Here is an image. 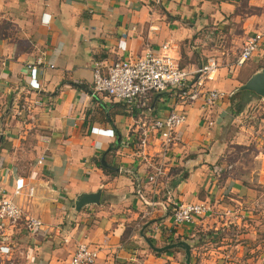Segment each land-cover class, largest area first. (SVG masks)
Returning <instances> with one entry per match:
<instances>
[{
    "label": "crops",
    "instance_id": "crops-1",
    "mask_svg": "<svg viewBox=\"0 0 264 264\" xmlns=\"http://www.w3.org/2000/svg\"><path fill=\"white\" fill-rule=\"evenodd\" d=\"M263 28L264 0H0V187L12 196L15 179L32 184V196L13 198L42 221L0 232V264H72L80 243L98 250L94 264H264V236L247 220L253 184L264 186V139L250 141V172L237 159L227 164L228 123L238 113L230 97L264 69V41L241 67L228 52ZM164 43L185 69L217 53L219 70L204 90L224 96L208 107L206 94L185 102L174 90L154 92L144 110L90 96L95 61L135 60ZM170 112L186 114L177 140L165 148L155 135L142 145V124ZM158 162L165 175L151 182ZM96 191L98 203L74 207L78 194ZM200 200L207 213L173 225L175 203ZM147 239L188 242L190 263L183 248L155 250Z\"/></svg>",
    "mask_w": 264,
    "mask_h": 264
},
{
    "label": "built area",
    "instance_id": "built-area-1",
    "mask_svg": "<svg viewBox=\"0 0 264 264\" xmlns=\"http://www.w3.org/2000/svg\"><path fill=\"white\" fill-rule=\"evenodd\" d=\"M264 41V28L253 36H248L238 54L235 65L241 67L260 48ZM172 48L168 44H162L159 51L151 47L146 48L145 54L135 60L119 58L105 65L101 61L93 63L91 97L99 96L110 100H117L127 105H136L137 109L144 110L148 107L149 96L154 92L177 91L178 98L189 102L203 95L204 104L212 106L220 97L224 96L219 91H205V82L212 81L219 70V62L215 58H207L206 62L192 69L180 68L171 55ZM40 64V63H39ZM29 86L39 91L41 89L37 81L39 70L36 65L28 66ZM20 114V112H19ZM186 121L183 112H170L167 115L156 116L142 124L141 144L145 145L150 137L160 136L165 148H169L178 138L177 129ZM93 132L99 131L92 127ZM43 156L38 160H43ZM153 169L148 173L149 181L153 182L165 175L163 163L152 165ZM23 177L15 179L12 196L0 187V232L6 226H14L23 219L26 229H38L42 221L32 214H24L22 207L13 197L20 196L23 191L27 196L34 194V186L26 183ZM25 188V190H23ZM150 206L155 201H149ZM209 211L204 201H192L175 203L170 218L174 226L191 224L196 217ZM7 252V251H6ZM98 257V250L86 243L77 244L72 255V264H94Z\"/></svg>",
    "mask_w": 264,
    "mask_h": 264
},
{
    "label": "rangeland",
    "instance_id": "rangeland-1",
    "mask_svg": "<svg viewBox=\"0 0 264 264\" xmlns=\"http://www.w3.org/2000/svg\"><path fill=\"white\" fill-rule=\"evenodd\" d=\"M231 46L233 49L228 52L229 60L235 59L240 53L238 47H235V43H232ZM216 54L217 53H212V56L209 58L218 60ZM251 98L252 99L245 105L244 109L233 116L227 128L228 143L232 142V148L228 149L229 157H227V164H231L234 162V159H237V165L243 172L247 171V173L248 169L249 172L252 170L253 164H251V156L254 155L257 150L250 141L257 140L259 144V142L264 139V97H258L257 95ZM235 140L241 142L237 144ZM253 185L256 187V193L253 200L254 203L250 208L251 212L247 215V220L249 219L248 228L257 230L260 237L264 236V186L256 184V182H254ZM252 213L254 216H252ZM253 222L254 224H252ZM229 225H232V223L229 222L227 227Z\"/></svg>",
    "mask_w": 264,
    "mask_h": 264
},
{
    "label": "water",
    "instance_id": "water-1",
    "mask_svg": "<svg viewBox=\"0 0 264 264\" xmlns=\"http://www.w3.org/2000/svg\"><path fill=\"white\" fill-rule=\"evenodd\" d=\"M239 90H250L254 92L259 97H264V69L261 71L254 73L251 77H249L243 84L238 87ZM105 156H101L102 164H107L105 161ZM100 197V192H91V193H81L78 194L74 200V207L76 209H80L82 206L90 203H98ZM148 245L151 246L155 250H166L173 247H181L185 252L186 262L190 263V244L184 240H179L166 245H155L151 240H146Z\"/></svg>",
    "mask_w": 264,
    "mask_h": 264
},
{
    "label": "trees",
    "instance_id": "trees-1",
    "mask_svg": "<svg viewBox=\"0 0 264 264\" xmlns=\"http://www.w3.org/2000/svg\"><path fill=\"white\" fill-rule=\"evenodd\" d=\"M71 85L79 86V84L70 82ZM81 88H84L83 86H79ZM252 96H257L254 92H251L250 90H240L232 95L230 97V106L232 112H239L242 109H244L245 105L252 99ZM118 145V143H115L114 145H111L109 149L106 151L107 153L115 148ZM103 169H108L107 166L103 167ZM186 179V176L184 174L181 175L180 180ZM171 213V212H170ZM172 249H168L167 251H170ZM156 252V251H155Z\"/></svg>",
    "mask_w": 264,
    "mask_h": 264
}]
</instances>
